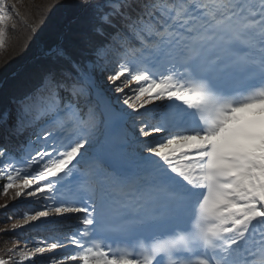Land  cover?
Here are the masks:
<instances>
[{
    "label": "snow or ice",
    "instance_id": "6c2138e0",
    "mask_svg": "<svg viewBox=\"0 0 264 264\" xmlns=\"http://www.w3.org/2000/svg\"><path fill=\"white\" fill-rule=\"evenodd\" d=\"M69 8L0 102L3 192L45 201L0 231L53 215L69 231L0 264H264V0ZM18 19L0 0V51Z\"/></svg>",
    "mask_w": 264,
    "mask_h": 264
},
{
    "label": "trees",
    "instance_id": "16d2710c",
    "mask_svg": "<svg viewBox=\"0 0 264 264\" xmlns=\"http://www.w3.org/2000/svg\"><path fill=\"white\" fill-rule=\"evenodd\" d=\"M58 2L56 6L55 3ZM61 0H25L24 7L21 8L23 17L29 23H36L37 31L28 40L27 45H24L25 37L30 31V26L25 24L22 20H17L16 29L9 30L8 47L0 51V74L2 76L16 69L17 66H32L33 63L27 61L37 53L38 43L40 41L44 47H48L50 43L57 39L60 30L62 29V21H64V11L61 10ZM52 4V7L47 12L44 11V5ZM71 13V11H70ZM41 16L43 21L41 22ZM70 26V23H69ZM15 53V55H14ZM39 60V59H38ZM7 61V63H5ZM17 72L9 79H15ZM12 85V86H11ZM7 86L4 84V88L0 91V101H4L11 93H17L19 87L17 83ZM3 180H0V205H3L5 201L10 203V196L14 195L13 190H9L7 194L3 192ZM37 207L33 210L38 211L40 202H33ZM11 217V218H9ZM23 218L22 209L16 208L12 210L10 208H0V225L2 228H11V225ZM34 237H38L35 234L22 232L16 234L12 232L0 233V244L2 247L8 245L12 246L13 242L19 240L23 245L25 241H28V246L34 247Z\"/></svg>",
    "mask_w": 264,
    "mask_h": 264
},
{
    "label": "rangeland",
    "instance_id": "374dc122",
    "mask_svg": "<svg viewBox=\"0 0 264 264\" xmlns=\"http://www.w3.org/2000/svg\"><path fill=\"white\" fill-rule=\"evenodd\" d=\"M53 217H55V215H53Z\"/></svg>",
    "mask_w": 264,
    "mask_h": 264
}]
</instances>
